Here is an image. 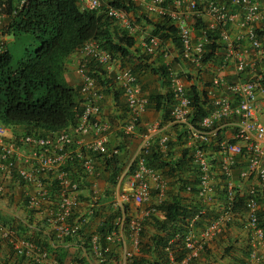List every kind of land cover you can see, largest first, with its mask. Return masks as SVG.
<instances>
[{
    "label": "built area",
    "instance_id": "1",
    "mask_svg": "<svg viewBox=\"0 0 264 264\" xmlns=\"http://www.w3.org/2000/svg\"><path fill=\"white\" fill-rule=\"evenodd\" d=\"M28 0H19L17 9H21ZM81 11L104 12L107 17L118 21L121 28L130 35L135 29L131 18L132 9L139 8L156 15L168 18L174 28V34L179 41L178 56L180 61L190 65L196 75H199L206 60V54L211 51L212 40L221 41L224 49L221 65H227L234 60L235 70L241 74L246 71L253 73L247 80L230 83L221 76H214L205 89V101L212 108L200 119H195V106L187 94L184 79L178 71L166 64L165 70L169 80L171 105L169 115L171 121L182 127L190 149L191 164L196 174V195L201 203H208L214 197V163L209 154V147H216L219 154V171L225 186L226 201L222 212L216 218L207 219L197 232L196 223L206 214L199 208L186 221V232L181 236L183 255L176 260L169 252L170 264H189L204 250L207 243L236 217L238 203V181L233 178L235 166L239 160L243 163L238 169V179H256L243 196V214L245 227L251 232L253 248L242 264H257L264 260V230L259 225V204L264 203V123L259 118L257 92L264 90V68L257 72V67L264 66V40L258 32L264 22V5L260 0H76ZM122 6H114V3ZM170 5V6H169ZM128 6L130 10H126ZM6 7V0H0L1 13ZM15 12V7L13 9ZM205 15L210 17L206 26H202L200 36H193L190 22L201 21ZM235 24L240 32L233 37L230 25ZM140 40V53L143 55L161 54L164 58L169 55L164 36L146 34ZM245 40L247 46L241 41ZM5 43L0 38V53L4 52ZM80 50L77 74L81 79L79 93L82 96L81 110L74 125L67 126L50 133L20 132L13 125L0 121V193L5 190V179L16 178L33 191H25L26 205L31 210H39L44 199L54 205L46 215L59 237L76 234L80 227L79 218L71 221L73 212L78 205L80 178L74 174L81 173L82 177H97L94 156L112 158L119 154L118 147L108 144L110 126L101 119L99 99L101 91L96 86L90 67L100 65L105 70L115 68L114 83L123 93L127 123L123 131L128 135H136L141 117L146 111L147 97L142 94L138 77L130 66H123L119 58L105 49L100 41L88 40ZM248 58H251L249 60ZM263 84V85H262ZM224 91L228 92L227 94ZM231 95V96H229ZM228 123L234 127L232 140L223 139L219 135L222 124ZM158 124L146 126L142 134V154L137 158L134 169L129 177V191L119 195V207L129 201L143 203L150 197V189L157 191L161 200L167 188L160 173L147 166L145 154L149 151L151 134L158 129ZM91 138L84 141L86 136ZM168 137L162 136L160 145L166 148ZM79 147H77V146ZM239 157V158H238ZM79 165L75 168V165ZM70 164V165H69ZM69 165V166H68ZM74 167L71 175L70 168ZM96 188V183H91ZM188 191L190 186L186 187ZM54 200V202H53ZM150 207L148 214L155 212ZM91 213L93 210L91 209ZM123 213L119 223L124 220ZM134 234H139L142 223L135 219L129 221ZM116 228L107 232L104 237L111 241L117 236ZM0 234L8 240V244L18 256L31 258L41 264L46 259L47 252L35 241L21 238L10 228L0 224ZM100 236L92 238V252L99 263L107 258L108 247L101 245ZM170 244L167 250L170 249Z\"/></svg>",
    "mask_w": 264,
    "mask_h": 264
},
{
    "label": "crops",
    "instance_id": "2",
    "mask_svg": "<svg viewBox=\"0 0 264 264\" xmlns=\"http://www.w3.org/2000/svg\"><path fill=\"white\" fill-rule=\"evenodd\" d=\"M260 4L264 5V0H260ZM135 16H140V22L143 25L146 24L140 28V33L138 32L137 36L149 34L157 24L163 25L165 29L171 26L167 19H163L164 16L148 11H140ZM208 21H210V17L205 15L201 21L190 22L194 37L198 38L200 36L202 26H206ZM230 26L231 35L236 37L240 29L235 24ZM164 28L159 30V33L163 34L166 48L169 49L167 58H164L160 53L145 58L139 57L135 50L140 47V39H134V46L130 49L132 56L128 61L132 64L129 65L137 73L142 94L148 100L146 111L142 116V125L134 138L124 136L121 132L128 119L122 90L113 81L116 66L114 69H109L112 71L104 70L100 65L92 66V74L95 76L97 86L101 91V98L98 101L101 107V119L110 126L108 144L110 147H119L120 152L115 157L114 167L118 169L116 171L113 167L107 165L103 157L95 155L97 177H82L81 173L73 175L75 179L80 178V186L77 192L78 205L70 220L76 221L80 217L83 218L80 221L81 227L76 234L59 237L55 227L46 220V215L54 207L48 202L49 199L43 200L39 210H31L26 205L24 195L26 190L33 191L34 188L27 187L16 178L13 180L5 179V190L0 193V224L5 228L14 230L19 237L31 239L41 245L47 252V257L40 262L41 264H170L169 252L174 255L176 260L181 258L182 250L180 245L177 244L180 233L177 230H162L159 225L164 220L163 213L157 209L155 212L148 214V209L151 206L158 207L161 203L169 202L175 198L182 206L187 208L196 207L198 209L204 206L207 216L204 220L216 218L222 212L226 195L219 171L220 157L216 147H209V154L215 166L213 171L214 197L211 201L206 204L201 203L197 197L195 193L196 179L191 164L179 165V170H176V172H171L169 166H160L156 169L167 184L164 197L159 200L158 195L152 190L149 199L143 203L129 201L125 204V222L123 220L119 223V218L124 213L122 208L119 207V195L130 189V168L143 143L142 134L145 132V127L153 124L159 125L158 129L151 134L149 142L151 146L157 148V154L160 158L168 162L169 165L179 164L181 156L187 148V138L182 127L174 124L168 112H166L169 106L164 103L162 95L168 93L169 88L157 68L163 70L166 64H169L181 74L185 73L183 78L187 92L191 86H194L200 97L201 106L206 110V113L212 108V104L205 101V89L214 76H221L230 83L244 81L253 76V73L248 71L241 74L237 73L234 60H229L227 65H221L224 56V44L218 39L212 40L210 53L213 54L206 60L199 75H196L190 65L180 61L178 38ZM136 32L134 30L133 34H136ZM261 38L264 40V35ZM241 44L247 46L245 40H242ZM118 58L119 62L126 63L125 59ZM248 59L251 60V58ZM77 61L78 55L73 53L68 57L65 65V79L74 88L80 84V78L76 72ZM261 68H264V66L260 64L257 67V72L261 71ZM224 93L227 94L228 92L224 91ZM154 95L162 97H158L161 103L159 110L155 108ZM256 95L259 118L264 123V90H259ZM77 97L81 99L78 92ZM164 135L168 137L166 148L160 145V139ZM219 135L223 136V139L232 140L234 135L233 125L222 124ZM90 138L91 136L88 135L84 138V141ZM238 161L239 164L235 166L233 171V178L238 181V201L241 202L248 188L256 184L257 181L255 178L242 181L238 179V169L241 166L240 164L243 163L239 159ZM69 168L72 175L74 167ZM94 182L96 188L93 189L91 183ZM187 185L192 187L191 191L186 190ZM239 202L237 207L239 206L242 209ZM91 209L93 213H91ZM263 210L264 203L261 201L259 215L264 212ZM110 216H114L111 219V224L117 225V236L111 241L106 240L104 236L100 237L99 242L101 245L108 247V253L104 263H99L92 252V238L99 233V227L103 222H107ZM131 219L142 223L139 234H134L131 230L129 225ZM204 220L198 222L197 232L200 230V226L204 224ZM233 220L228 223L225 229L210 239L204 250L199 253V256L193 259L192 264H242L244 262L253 248V239H251V232L245 227V217L242 212L237 213L236 218ZM169 244L170 249L167 250ZM0 264L38 263L31 258L16 255L8 244V240L0 234ZM257 264H264V260Z\"/></svg>",
    "mask_w": 264,
    "mask_h": 264
},
{
    "label": "trees",
    "instance_id": "3",
    "mask_svg": "<svg viewBox=\"0 0 264 264\" xmlns=\"http://www.w3.org/2000/svg\"><path fill=\"white\" fill-rule=\"evenodd\" d=\"M12 1H7L9 22L6 25V33L13 37L14 42L25 34L30 35L37 44L32 50L25 48L15 66L9 65L8 51L0 54V121L6 125H24L26 131L42 134L74 125L81 105L77 89L65 79L68 57L85 41L97 39L114 56L128 61L132 56L130 49L134 46V39L123 33H113L110 30V18L94 11H80L75 0H28L22 9L15 13L11 11ZM114 6L120 7L122 4L116 2ZM124 8L129 9L126 6ZM168 27L165 29L163 25L157 24L152 34H158L163 28L174 33V28ZM259 34L264 35V25ZM212 54L207 53L205 60ZM160 71L159 74L165 79L164 71ZM188 95L195 106V119H200L206 114V110L201 106L194 86L190 87ZM158 97H163L164 103L170 106L172 100L169 92L162 97L154 95L157 110L161 106ZM156 149L151 146L146 154L147 166L155 169L169 166L171 172H176L179 165L191 164L189 148H185L180 163L174 165H169L161 159ZM115 157L104 160L116 171L118 169L114 167ZM133 166L134 164L131 170ZM78 167L79 165H75V168ZM243 200L241 199L242 204ZM157 208L164 215L159 227L162 230H177L180 233L177 244L181 247V236L186 231V219L193 215L197 208L184 207L175 198L161 203ZM123 211L125 213V209ZM113 218L114 216H110L107 222L101 224L98 233L100 237L116 228L111 224ZM259 221L264 228V212L259 215ZM183 252L182 250L180 257ZM193 261L191 260L192 263ZM191 262L189 264H192Z\"/></svg>",
    "mask_w": 264,
    "mask_h": 264
},
{
    "label": "clouds",
    "instance_id": "4",
    "mask_svg": "<svg viewBox=\"0 0 264 264\" xmlns=\"http://www.w3.org/2000/svg\"><path fill=\"white\" fill-rule=\"evenodd\" d=\"M7 1H8V0H6V7H5L4 9H2V11H1V13L5 14V17H6V16L9 17L8 14H7V12H6L7 4H8ZM15 1H16V0H15ZM18 1H19V0H17V2L15 3L16 5L14 4V1H12V5H13V6H12V10H11L12 13H15L16 11H19V10H20V9H17ZM75 1H76V0H75ZM102 2L105 3V2H107V0H105V1L102 0ZM76 4H77V2H76ZM77 6H78V5H77ZM14 7H15V12H13ZM127 7H128V6H127ZM78 8H79V7H78ZM21 9H22V8H21ZM135 9L139 10L138 7L135 8ZM135 9H134V10H135ZM79 10H80V9H79ZM126 10H127V9H126ZM128 10H130V8H129ZM80 11H81V10H80ZM132 11H133V9H132ZM140 11H141V10H140ZM140 11H137V12L140 13ZM143 11H144V10H143ZM91 12H92V11H91ZM94 12H96V11H94ZM97 13H100V14L106 16L104 12H97ZM131 14H133V13L131 12ZM140 16H141V15H140ZM160 16H161V15H160ZM108 18H109V17H108ZM163 19H164V20H166V19L168 20V18H166L165 16L163 17ZM113 21H116V20H112V19H110V30H111V31H112V28L115 27V26H114L115 23H113ZM168 21H169V20H168ZM263 23H264V22H263ZM263 23H262V25H264ZM111 27H112V28H111ZM171 27H172V26H171ZM261 28H262V27H261ZM260 30H261V29H260ZM260 30H259V31H260ZM114 33H115V32H114ZM118 33H119V34H122V33H123L124 35H126V36L132 38V35H129L128 32H127V30H125V29H123V28H122L121 30H119ZM150 33H152V31H151ZM258 35H259V37H261V35L259 34V32H258ZM0 38H1V39L4 41V43H5V49H4V52L0 53V54H3V53H5V52L8 51V48H9L10 45H9V43L5 42V39L3 38V36H0ZM133 39H134V38H133ZM12 40H13V37H12ZM89 40H97V39H89ZM87 41H88V40H87ZM97 41H99V40H97ZM85 42H86V41H85ZM85 42H84V43H85ZM178 42H179V41H178ZM84 43H83V44H84ZM12 44H14V40H13V43H12ZM83 44H82V45H83ZM82 45H81V46H82ZM81 46H80L75 52H73V53H76V54L78 55L77 65H78L79 58H80V50H79V49L81 48ZM178 48H179V44H178ZM105 49H106V48H105ZM9 50H10V49H9ZM107 50H108V49H107ZM138 51H139V53H140V50H138ZM73 53H72V54H73ZM138 56H139V57L141 56L142 58H145V57H147V56H149V55H143V54L140 53ZM114 57L118 58V56H116V55H115ZM120 63H121V62H120ZM93 65H96V64H93ZM93 65H91V67H90V70H91V71H90V75L93 76V78H94V80H95V84H96V86H97V80L95 79V76L92 74V70H93L92 66H93ZM121 65H123V66H130V67H131V65H128V64H126V63H124V64L121 63ZM98 66H99V65H98ZM262 66H263V64H262ZM102 68H103V67H102ZM131 68H132V67H131ZM165 68H166V67H164L163 71H164V73H165V75H164V76H165V80H166V82H167V84H168V88H169V80H168V76L166 75V74H167V71L165 70ZM103 69H104V68H103ZM132 69H133V68H132ZM157 69L160 71L159 68H157ZM104 70H105V69H104ZM133 70H134V69H133ZM76 72H77V66H76ZM134 72H135V70H134ZM160 72H161V71H160ZM135 74L137 75L136 72H135ZM179 74L182 76V78L185 76V73H184V74H183V73L181 74V73L179 72ZM77 75H78V74H77ZM137 77H138V75H137ZM79 78H80V77H79ZM183 79H184V78H183ZM113 81H114V76H113ZM138 81H139V80H138ZM114 84H115V83H114ZM115 85H116V84H115ZM80 86H81V79H80V84L78 85V87H76L78 94H80V93H79ZM117 86H118V85H117ZM97 87H98V86H97ZM118 87H119V86H118ZM119 88H120V87H119ZM120 89H121V88H120ZM169 93H170V89H169ZM122 94H123V93H122ZM187 94H188V92H187ZM170 95H171V93H170ZM188 96H189V95H188ZM80 97H81V99H80V105H81V104H82V96L80 95ZM171 97H172V96H171ZM123 98H124V97H123ZM190 99H191V98H190ZM191 101H192V100H191ZM147 103H148V102H147ZM170 105H171V104H170ZM146 107H147V105H146ZM169 110H170V106H169L168 112H169ZM168 114H169V113H168ZM143 115H144V114H143ZM126 116H127V114H126ZM169 116H170V115H169ZM127 119H128V117H127ZM127 121H128V120H127ZM141 122H142V117H141L140 125L138 126V129H137V133H138V131H139V127L142 125ZM126 123H127V122H126ZM126 123H125V124H126ZM125 124H124V125H125ZM13 126H16V125H13ZM65 128H66V127H65ZM123 128H124V126H123ZM123 128H122V131H121V132H122V134H123L124 136H129V137H133V138L135 137V135H128V134H125L124 131H123ZM145 128H146V127H145ZM15 130H16V128H15ZM18 131H20V132H27L26 129H24V130H18ZM145 132H146V129H145ZM145 132H144V133H145ZM47 133H50V132H47ZM137 133H136V134H137ZM149 143H150V142H149ZM150 147H151V144H150V146H149V149H150ZM166 147H167V144H166ZM118 148H119V147H118ZM140 148H141V147H140ZM140 148H139V153H138L136 159L133 161V164H134V165H135V162H136L137 158L139 157V155L142 154V151L140 150ZM187 148H188V147H187ZM116 156H117V155H116ZM114 157H115V156H114ZM145 157H146V154H145ZM191 165H192V164H191ZM149 167H150V166H149ZM151 168H153V167H151ZM133 169H134V166H133ZM133 169L131 170V173H132ZM153 169H155V168H153ZM155 170L157 171V169H155ZM157 172H158V171H157ZM193 172H194L195 179H196V174H195L194 169H193ZM131 173H130V175H131ZM160 175H161V174H160ZM196 184H197V179H196ZM187 186H190V185H187ZM187 186H186V187H187ZM186 187H185V188H186ZM190 187H191V186H190ZM152 190L155 191L156 195H158V194H157V191H156L154 188H151V189H150V195H151V191H152ZM186 190H187V188H186ZM191 190H192V187H191ZM191 190H190V191H191ZM195 193H196V187H195ZM244 198H245V197H243V199H244ZM238 202H239V201H238ZM239 203H241V202H239ZM237 205H238V203H237ZM237 205H236V209H235V211H236V212H235V213H236V216H237V213L239 214V212H242V215L245 217V214H243V208H244L243 204L241 203L242 209H240L239 206L237 207ZM158 206H159V205H158ZM151 207H155L156 210L158 209L156 206H151ZM202 207L204 208V206H202ZM202 207H201V208H202ZM124 209H125V206H124ZM198 209H199V208H198ZM198 209H197V210H198ZM197 210H196V211H197ZM196 211H195V212H196ZM263 211H264V210H263ZM191 216H192V215H191ZM191 216H189V217H191ZM189 217H188V218H189ZM206 217H207V216H206V214H205V215H204V216H203L198 222L203 221L204 219H206ZM258 217H259V211H258ZM188 218H187V219H188ZM235 218H236V217H235ZM235 218H234V219H235ZM187 219H186V221H187ZM245 220H246V217H245ZM205 221H206V220H204V222H205ZM233 221H234V220H233ZM198 222L196 223V226H197ZM229 223H230V222H229ZM227 225H228V224H227ZM227 225H226V226H227ZM259 225H260V221H259ZM226 226H225V227H226ZM260 226H261V225H260ZM200 227H202V225H201ZM261 227H262V226H261ZM262 228H263V227H262ZM224 229H225V228H224ZM263 230H264V228H263ZM185 232H186V231H185ZM41 247H42V246H41ZM21 257H22V256H21ZM247 257H248V256H247ZM247 257H246V259H247ZM246 259H245V260H246ZM245 260H244V261H245Z\"/></svg>",
    "mask_w": 264,
    "mask_h": 264
},
{
    "label": "rangeland",
    "instance_id": "5",
    "mask_svg": "<svg viewBox=\"0 0 264 264\" xmlns=\"http://www.w3.org/2000/svg\"><path fill=\"white\" fill-rule=\"evenodd\" d=\"M13 1H14V4L17 2V0L16 1L13 0ZM103 1H105V0H103ZM137 11H140V9L139 10H137V9L133 10L132 11L133 14H131L133 25L137 31L136 34H133V33L130 34V35H132V38L137 36L138 32L140 33L141 27H144V25H146V24L143 25L141 22H139L140 16L139 17L135 16L136 14L138 15V13H139ZM8 22H9V17H7V16L5 17V14H4V17L1 18V20H0V36H3V38L5 39V42L9 43L10 46L8 48V58L7 59H8L10 66H15L17 60L22 56L24 49L28 47L29 50H32L33 48L36 47L37 43L32 39V37L30 35L25 34L22 37L17 38L16 41L14 42V44H12L13 43L12 36L10 34L6 33V25ZM113 23H115L114 24L115 27H113V28L111 27L113 33L118 32L119 30L122 29L120 24L118 23V21H113ZM144 30H147V29H144ZM142 37L143 36H141V34H140L139 36L135 37L134 39H137V40L140 39L141 40V39H143ZM140 47L139 48L137 47L135 50L137 55L140 54L138 51V50H140ZM126 64L129 65L132 63H130L129 61L126 60ZM14 127L17 130H24L25 129L24 125H16Z\"/></svg>",
    "mask_w": 264,
    "mask_h": 264
}]
</instances>
